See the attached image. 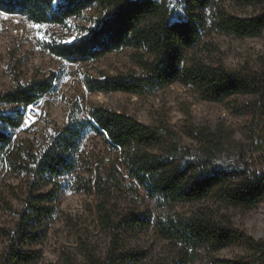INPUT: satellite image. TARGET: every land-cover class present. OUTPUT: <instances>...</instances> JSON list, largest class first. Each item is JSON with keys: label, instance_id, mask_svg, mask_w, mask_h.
I'll return each mask as SVG.
<instances>
[{"label": "trees", "instance_id": "16d2710c", "mask_svg": "<svg viewBox=\"0 0 264 264\" xmlns=\"http://www.w3.org/2000/svg\"><path fill=\"white\" fill-rule=\"evenodd\" d=\"M233 1L239 6H264V0ZM95 4L111 13L70 43H45L49 53L70 63L95 61L127 48L136 51L138 71L103 79L85 75L91 93L143 95L180 83L195 87L206 101L248 97L235 110L251 116L252 135L245 143L225 124L215 128L189 125L186 136L193 143L187 145L163 120L149 126L127 113L93 106L83 118L73 110L67 123L48 137L38 153L11 150L12 131L23 122L22 108L37 103L53 86L46 80L17 85L3 96L19 109L11 115L0 113L2 126L11 129H0V166L8 164L13 170L42 178L75 173L86 157V136L93 133L120 153L132 192L143 191L158 210L126 211L116 220L109 207L116 179L99 176L94 186L82 188L94 189L99 198L96 211L108 236L107 248L99 252L81 241V256L63 252L58 264H196L202 254L237 245L246 246L252 255L214 259L213 264H264V240L254 239L216 210L219 206L250 210L264 199V168L258 170L254 165V154L263 150L262 144L255 145V137L257 128H264V56L258 58L259 69L242 66L237 70H229L222 61L210 64L192 58L188 62L184 56L199 44L209 24L219 33L259 36L264 31V8L253 16L240 17L220 8L207 15L213 0H0V12L23 16L35 24L66 26ZM32 196L34 205L29 209L33 210L24 211L17 229L11 233L0 228V236L10 241L2 264H38L42 260L40 251L24 247L45 239L42 223L50 212L43 205L51 199L46 194ZM201 201L205 204L190 214L175 209L178 203ZM148 232L164 242L159 252L131 245L133 238Z\"/></svg>", "mask_w": 264, "mask_h": 264}, {"label": "rangeland", "instance_id": "374dc122", "mask_svg": "<svg viewBox=\"0 0 264 264\" xmlns=\"http://www.w3.org/2000/svg\"><path fill=\"white\" fill-rule=\"evenodd\" d=\"M162 2L163 0H158ZM224 9L229 14L250 17L261 12L264 6H239L233 0H213L206 14L212 16L216 9ZM111 10L95 4L81 16L69 20L66 26L55 24H35L23 16L0 12V113L14 114L18 106L10 105L3 96L17 85H29L40 81L52 83L51 91L37 103L31 105L36 111L31 116L27 108H22V125L12 131L11 150H26L38 153L47 143L48 137L68 121L73 110L83 118L93 106H101L117 112L127 113L139 122L154 126L161 120L178 135L184 144L193 142L186 136L189 125L215 128L225 124L234 132L237 140L249 143L251 116L237 114V107L248 97H235L223 102L203 100L199 91L191 85L175 83L150 93H91L84 82V76L103 79L109 75L138 71L132 48L110 53L98 60L70 63L51 53L45 43L56 40L72 42L84 35L88 28L95 27L98 20L107 17ZM211 19H209V22ZM34 25H42L36 28ZM210 25V24H209ZM207 26L199 44L185 51L186 61L201 59L210 64L222 61L229 70L242 66L259 69L258 58L264 56V31L257 37L241 38L219 33ZM0 129L10 132L0 123ZM262 144L263 150L254 154V165L264 168V128H257L255 145ZM85 160L75 173L63 176L37 177L13 170L8 164L0 166V228L13 233L22 214L33 203L32 195L46 194L49 202L44 203L50 215L42 223L46 231L45 239L36 246L25 249L40 251L43 256L38 264H58L63 252H71L80 257V242L85 241L104 252L108 236L98 223L96 205L99 200L96 191L89 192L82 186H94L99 176L112 181L109 207L116 220L126 211L137 213H157L153 202L143 191L132 192L130 179L120 165V153L108 146L105 139L93 133L84 142ZM117 185V186H114ZM205 202L178 203L175 209L190 214ZM34 205V203H33ZM219 213L227 214L234 225L256 240H264V199L253 209L216 207ZM133 247L159 252L164 246L154 232L133 238ZM10 245L5 236H0V264ZM251 251L244 245L232 246L217 253L202 254L196 264H213L214 259L250 257Z\"/></svg>", "mask_w": 264, "mask_h": 264}, {"label": "built area", "instance_id": "2783aa9c", "mask_svg": "<svg viewBox=\"0 0 264 264\" xmlns=\"http://www.w3.org/2000/svg\"><path fill=\"white\" fill-rule=\"evenodd\" d=\"M24 108V107H23ZM27 111L29 112V114L31 116H35L36 115V111L32 109V107H27Z\"/></svg>", "mask_w": 264, "mask_h": 264}, {"label": "snow or ice", "instance_id": "6c2138e0", "mask_svg": "<svg viewBox=\"0 0 264 264\" xmlns=\"http://www.w3.org/2000/svg\"><path fill=\"white\" fill-rule=\"evenodd\" d=\"M34 27L40 28V27H43V26L42 25H34Z\"/></svg>", "mask_w": 264, "mask_h": 264}]
</instances>
